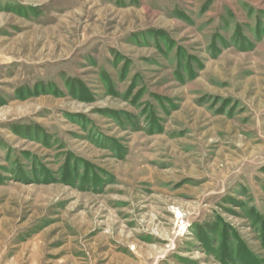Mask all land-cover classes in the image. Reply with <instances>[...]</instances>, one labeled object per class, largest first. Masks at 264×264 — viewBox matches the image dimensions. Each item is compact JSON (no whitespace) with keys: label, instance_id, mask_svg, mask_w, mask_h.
<instances>
[{"label":"rangeland","instance_id":"1","mask_svg":"<svg viewBox=\"0 0 264 264\" xmlns=\"http://www.w3.org/2000/svg\"><path fill=\"white\" fill-rule=\"evenodd\" d=\"M0 264H264V0H0Z\"/></svg>","mask_w":264,"mask_h":264}]
</instances>
